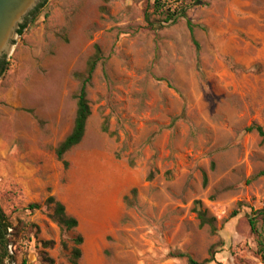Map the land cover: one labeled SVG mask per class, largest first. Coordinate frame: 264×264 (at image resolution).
I'll use <instances>...</instances> for the list:
<instances>
[{"label": "rangeland", "instance_id": "1", "mask_svg": "<svg viewBox=\"0 0 264 264\" xmlns=\"http://www.w3.org/2000/svg\"><path fill=\"white\" fill-rule=\"evenodd\" d=\"M43 1L3 55L2 264H69L77 234V264H264L248 225L264 140L245 131L264 130V0H179L173 23L154 0ZM94 46L84 134L59 161ZM49 196L76 229L53 221Z\"/></svg>", "mask_w": 264, "mask_h": 264}, {"label": "trees", "instance_id": "2", "mask_svg": "<svg viewBox=\"0 0 264 264\" xmlns=\"http://www.w3.org/2000/svg\"><path fill=\"white\" fill-rule=\"evenodd\" d=\"M44 5V1L40 2L29 14L25 17L24 21L18 25L15 33L17 35H21L23 30L26 28V25L28 23V19L32 17L34 12H36L39 8H41ZM154 8L160 10L164 13L165 20L171 23L175 22L179 17L184 18V12L182 11L181 7H179L175 11H169L164 7L163 0H154L153 1ZM187 28L190 34L191 41L196 48L198 49V45L193 39L192 36V28L188 21H186ZM102 59L101 52L97 46H94V53L89 58L87 64H86V70L85 75L81 79L79 88L76 95V108L74 113V119L72 128L69 132V134L61 141V143L56 147L55 149V156L57 160H61L62 156L65 152H67L72 147L76 146L82 139L84 134V128H85V122L87 120V117L89 116V107L88 103L86 101V87L89 84L91 80L92 73L97 65V63ZM8 62L2 58L0 60V77L4 75V73L7 71ZM246 132L254 131L262 140H264V130L260 125L252 124L249 127L245 129ZM46 204H52V214L51 218L53 221L64 230H74L77 228L78 222L73 217L66 213L64 205L59 202L58 200H55L54 197L49 196L45 199ZM39 205L36 203L29 204L27 206V210H35L38 209ZM196 217L199 221V226L203 227L205 225L208 226L209 232L214 233L215 227H214V219L213 218H207L206 212L204 210L196 209ZM234 215V214H232ZM259 217L260 221L264 224V207L253 212L251 215L248 216V225L251 233H254L258 236V246L260 247V250L264 252V228L262 231L257 230V218ZM5 235L0 234V264H2V260L7 255L6 250V244L5 240L2 239ZM83 242V239L81 235L77 234L72 239V247L70 248L69 252V258L68 262L69 264H77V261L81 257V249L80 246ZM209 256L212 258L213 253L210 252ZM173 257L177 258H185L188 264H200L195 261H193L189 256H186L181 253H176L173 255ZM210 259V258H209ZM205 260L204 262H209L210 260ZM45 261L48 262V264H54L52 260L45 258ZM21 264H25V261H22Z\"/></svg>", "mask_w": 264, "mask_h": 264}, {"label": "water", "instance_id": "3", "mask_svg": "<svg viewBox=\"0 0 264 264\" xmlns=\"http://www.w3.org/2000/svg\"><path fill=\"white\" fill-rule=\"evenodd\" d=\"M42 0H0V60L19 24Z\"/></svg>", "mask_w": 264, "mask_h": 264}, {"label": "built area", "instance_id": "4", "mask_svg": "<svg viewBox=\"0 0 264 264\" xmlns=\"http://www.w3.org/2000/svg\"><path fill=\"white\" fill-rule=\"evenodd\" d=\"M164 7L169 11H175L179 8V0H163Z\"/></svg>", "mask_w": 264, "mask_h": 264}, {"label": "flooded vegetation", "instance_id": "5", "mask_svg": "<svg viewBox=\"0 0 264 264\" xmlns=\"http://www.w3.org/2000/svg\"><path fill=\"white\" fill-rule=\"evenodd\" d=\"M0 234L5 235L4 227L1 223V221H0ZM4 238H5V236L2 239H4Z\"/></svg>", "mask_w": 264, "mask_h": 264}]
</instances>
